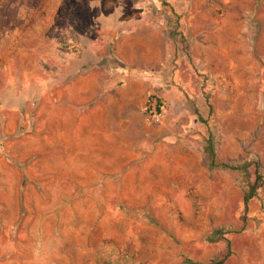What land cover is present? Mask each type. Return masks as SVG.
I'll list each match as a JSON object with an SVG mask.
<instances>
[{
    "label": "rangeland",
    "instance_id": "obj_1",
    "mask_svg": "<svg viewBox=\"0 0 264 264\" xmlns=\"http://www.w3.org/2000/svg\"><path fill=\"white\" fill-rule=\"evenodd\" d=\"M21 1L0 0V39L12 24L22 23L21 15L13 21L4 17ZM54 1L23 0L30 10L52 9ZM101 1L79 0L76 13L87 4L95 10L107 3ZM138 3L158 13L162 32L169 29L173 9L171 20L184 35L182 43L175 40L179 49L173 60L163 35L152 43L151 54L144 51L148 56L134 61L136 68L145 62L158 80L157 93L146 97L145 118L159 127L173 122V132L188 127V138L182 144L180 139L159 142L157 158L144 154L142 160L111 161L107 175L93 176L100 171L77 168L61 146L52 149L39 142L36 112L30 129L24 117L20 130L0 129V264L208 263L225 248L208 241L215 231L231 243L232 256L225 264H264V186L245 216L243 199L253 178L211 171L204 155L211 133L219 164L258 163L264 173V0ZM108 4L104 8L112 13L115 6ZM234 25L242 39L258 26L261 44L253 62L244 49L233 57L229 40ZM218 30L222 48H214ZM63 41L74 45L71 36ZM35 47V42H21L17 48L26 58L7 55L0 61V104L35 92L28 87L38 75ZM150 99L163 106L160 118L147 110Z\"/></svg>",
    "mask_w": 264,
    "mask_h": 264
},
{
    "label": "crops",
    "instance_id": "obj_2",
    "mask_svg": "<svg viewBox=\"0 0 264 264\" xmlns=\"http://www.w3.org/2000/svg\"><path fill=\"white\" fill-rule=\"evenodd\" d=\"M112 1L103 0L115 6L112 13L104 8L105 3L103 7L97 5V10L85 4L86 10L78 8L77 14L79 0L74 4L72 0H55L52 9L30 10L24 5L14 10L11 5L9 20L19 15L23 20L20 25L12 24L6 29L0 42V61L7 55L22 54L26 58L27 53L17 46L24 41L37 43L32 54L38 70L37 78L31 76L35 79L31 78L28 86L35 92L17 95L16 103L0 104V129L20 130L23 117L30 123V129L34 125L31 115L36 112L38 136L42 138L39 142L51 148L61 146L66 160L75 162L77 168L100 171L93 176L107 175L111 161L142 160L144 154L157 158L159 142L176 144L180 139L182 144L189 135L188 127L181 126L173 132L176 126L173 122L159 127L146 120L143 112L146 97L157 93L158 80L145 62L141 68L133 67L137 57L148 56L144 51L152 53V43L163 35L169 58L174 59L179 49L175 40L180 39L176 34L184 37L171 20L176 13L172 9L173 18H167L169 29L162 32L158 13L142 7L140 0ZM34 15L38 19L32 21ZM147 18L155 21L147 24ZM251 30L242 39L234 25L229 40L233 57L244 49L246 59L253 62L257 58L261 33L258 26ZM144 31L149 32L148 37L138 36ZM217 34L214 48H222L221 30ZM64 36H71L75 46L64 44Z\"/></svg>",
    "mask_w": 264,
    "mask_h": 264
},
{
    "label": "trees",
    "instance_id": "obj_3",
    "mask_svg": "<svg viewBox=\"0 0 264 264\" xmlns=\"http://www.w3.org/2000/svg\"><path fill=\"white\" fill-rule=\"evenodd\" d=\"M24 5H26V3H24L22 0L20 4H18V7H23ZM6 16L7 14L4 15V17ZM176 36L180 37L182 43L183 37L180 34H176ZM162 107L163 106L161 105V103L158 102L156 108V112L158 115H161ZM195 115L199 118L201 124L206 125V122L202 120V118L200 117V113L197 109L195 110ZM204 155L206 156V159L209 164V169L211 171L223 170L237 172L243 174L246 177L253 178V182L249 183L248 189L245 192L243 199L244 215L246 216L250 203L258 198V192L264 186V173L261 172L260 165L258 163H248L243 166H229L226 164H219L216 158V146L214 142V137L211 133H209V138L204 147ZM244 220L246 219L244 218ZM208 241L210 243H223L225 248L208 263H195L190 260H186L185 264H225L231 258V243L228 239L224 237V234H222L220 231L213 232L209 236Z\"/></svg>",
    "mask_w": 264,
    "mask_h": 264
},
{
    "label": "built area",
    "instance_id": "obj_4",
    "mask_svg": "<svg viewBox=\"0 0 264 264\" xmlns=\"http://www.w3.org/2000/svg\"><path fill=\"white\" fill-rule=\"evenodd\" d=\"M157 104L158 102H155V100L153 99H150L147 103V110L151 111L154 113V115L158 118L161 117V115H158L157 112H156V108H157Z\"/></svg>",
    "mask_w": 264,
    "mask_h": 264
}]
</instances>
